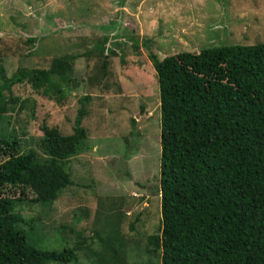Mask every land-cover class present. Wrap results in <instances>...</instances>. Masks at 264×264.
<instances>
[{
    "label": "rangeland",
    "instance_id": "1",
    "mask_svg": "<svg viewBox=\"0 0 264 264\" xmlns=\"http://www.w3.org/2000/svg\"><path fill=\"white\" fill-rule=\"evenodd\" d=\"M164 1L0 0V68L7 78L18 66L48 68L66 52L77 57L71 80L60 83L61 94L51 89L46 96L27 79L4 91L5 99H16L0 116V136L15 137L21 152L33 150L43 161L48 156L39 125L71 134L79 99L91 97L83 122L90 137L70 157L72 184L51 203L34 202L26 189L15 205L34 222L25 226L30 244L57 251L76 247V262L65 264H161L160 253L147 245V236L160 227L161 150L159 90L149 54L162 59L184 50L264 42V0H168L172 6L162 9L158 3ZM152 3L156 10L149 9ZM138 21H146L141 33ZM144 71L150 85L146 81L137 92L144 83L132 74ZM96 117L104 119V128L95 130ZM99 133L101 140L89 142ZM0 190L1 196H21L20 187ZM112 236L124 240L122 250L110 246Z\"/></svg>",
    "mask_w": 264,
    "mask_h": 264
},
{
    "label": "trees",
    "instance_id": "2",
    "mask_svg": "<svg viewBox=\"0 0 264 264\" xmlns=\"http://www.w3.org/2000/svg\"><path fill=\"white\" fill-rule=\"evenodd\" d=\"M74 55L59 54L48 68L18 66L10 78L0 68V116L16 99H5L4 91L24 79L46 96L51 89L61 94ZM149 60L159 90L161 150L160 227L147 236V245L160 253L161 264H264V42L208 46L162 59L150 53ZM145 72L132 74L144 83L137 92L150 82ZM90 98L79 99L71 134L39 125L48 156L43 161L33 150L21 152L15 137L0 136V189L21 188L19 197L0 195V264L76 262V247L57 251L30 244L25 226L34 222L15 205L26 189L34 202L51 203L72 184L70 157L87 135L82 119ZM130 122L133 134L135 118ZM108 240L123 249L124 240Z\"/></svg>",
    "mask_w": 264,
    "mask_h": 264
},
{
    "label": "crops",
    "instance_id": "3",
    "mask_svg": "<svg viewBox=\"0 0 264 264\" xmlns=\"http://www.w3.org/2000/svg\"><path fill=\"white\" fill-rule=\"evenodd\" d=\"M161 2V1H160ZM123 4V3H122ZM155 4L156 3H152V4H150L149 5V9L150 10H156V6H155ZM159 5H160V8H162V9H165V4L166 5H169V6H172L171 4H170V2L168 1V0H166V2L164 1L163 3H158ZM122 7V5L119 7V8H121ZM148 16V20H147V22L149 21V23H150V27L151 26H153L154 25V19L152 18V16L153 15H150V14H148L147 15ZM218 22L219 23H222L220 20H218ZM138 24H139V26H138V28H139V30H140V33L145 29L143 26L146 24V21H144V22H140V21H138L137 22ZM225 24V23H224ZM224 24H222V25H224ZM53 29V28H52ZM144 34H145V32H143V36H144ZM31 34H29V36H30ZM16 36V35H15ZM143 38V37H142ZM86 116V115H85ZM84 116V117H85ZM83 117V119H82V126L84 127V124H83V122H84V120H85V118ZM104 121V119H99L98 117H96L95 118V120H94V125L96 126V128H95V130H98V129H102V128H104V125H102V123L101 122H103ZM98 126H99V128H98ZM86 129V128H85ZM96 136L97 137H95V139H93V138H90L89 139V142L90 141H99V140H101L102 139V136L100 135V133L99 134H96ZM87 137H90V136H88V134L86 135V137L84 138V140L87 138ZM95 145V144H94ZM81 150H82V148H81ZM79 152V151H78ZM83 153H86V150L83 152Z\"/></svg>",
    "mask_w": 264,
    "mask_h": 264
}]
</instances>
